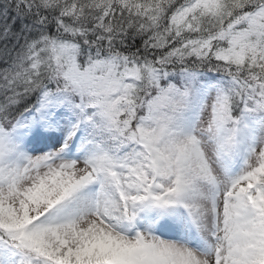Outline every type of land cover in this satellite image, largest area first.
<instances>
[{
	"label": "snow or ice",
	"instance_id": "snow-or-ice-1",
	"mask_svg": "<svg viewBox=\"0 0 264 264\" xmlns=\"http://www.w3.org/2000/svg\"><path fill=\"white\" fill-rule=\"evenodd\" d=\"M0 264H264V0H0Z\"/></svg>",
	"mask_w": 264,
	"mask_h": 264
}]
</instances>
